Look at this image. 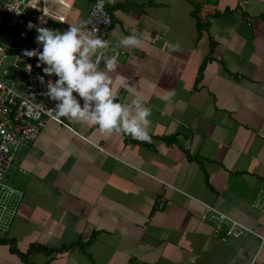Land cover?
Here are the masks:
<instances>
[{"label": "crops", "instance_id": "1", "mask_svg": "<svg viewBox=\"0 0 264 264\" xmlns=\"http://www.w3.org/2000/svg\"><path fill=\"white\" fill-rule=\"evenodd\" d=\"M95 1L38 26L85 24ZM104 2L112 87L122 102L144 97L151 142L49 121L16 161L23 197L0 264H264V0ZM10 31L13 50L42 51L36 28ZM133 31L139 46H117ZM203 204L248 231L223 242Z\"/></svg>", "mask_w": 264, "mask_h": 264}, {"label": "built area", "instance_id": "2", "mask_svg": "<svg viewBox=\"0 0 264 264\" xmlns=\"http://www.w3.org/2000/svg\"><path fill=\"white\" fill-rule=\"evenodd\" d=\"M32 0H0V239H5L16 218L23 191L7 176L16 171V161L40 136L49 121L67 127L62 117L56 119L55 107L47 93V81L35 56L12 49L11 43L2 45L5 32L28 26L29 22L38 26L43 19H55L64 23L74 0H40L38 7H31ZM100 0L91 7L85 21L89 29L107 40L112 27V18L106 10L98 8ZM71 7H67L68 5ZM43 11L49 16L44 15ZM36 27H33L34 29ZM29 48L27 51H31ZM30 68V69H29ZM11 189V191H10ZM164 198L157 202V210H162ZM204 205L201 220L211 224L217 236L224 242L238 238L248 229L210 205Z\"/></svg>", "mask_w": 264, "mask_h": 264}, {"label": "clouds", "instance_id": "3", "mask_svg": "<svg viewBox=\"0 0 264 264\" xmlns=\"http://www.w3.org/2000/svg\"><path fill=\"white\" fill-rule=\"evenodd\" d=\"M103 3L104 0H100L97 7L102 9ZM39 5L40 0H32L31 7ZM43 13L49 16L47 12ZM41 23L45 21L42 19ZM33 27H36V42L42 45V51L37 48L25 54L37 56L40 64L47 65L43 71L58 77L55 83L48 82L46 93L50 99L58 101L54 118L70 117L76 122L96 126L101 133H123L151 142L149 127L152 109L146 106L144 97L138 91L130 102L118 99L109 75L118 65V53L115 50L111 54L105 52L109 42L97 35L96 29H89L82 23H71L67 30L60 31L29 22L28 28ZM140 44L141 37L136 31L117 40V46L125 49ZM168 49L170 54L178 51L179 44L169 43ZM128 87L135 86L128 84ZM175 95V90H168L161 99L170 101ZM0 147L7 150L6 146Z\"/></svg>", "mask_w": 264, "mask_h": 264}, {"label": "rangeland", "instance_id": "4", "mask_svg": "<svg viewBox=\"0 0 264 264\" xmlns=\"http://www.w3.org/2000/svg\"><path fill=\"white\" fill-rule=\"evenodd\" d=\"M10 34H11V31L9 32H5V34H4V36H3V39L1 40V44L2 45H6V43H7V39L9 38V36H10ZM15 171H10V173L8 174V176H7V178L10 180V181H13L14 183L13 184H15V183H17L16 182V175L14 176V173ZM18 185H19V182L17 183ZM16 185V184H15Z\"/></svg>", "mask_w": 264, "mask_h": 264}, {"label": "trees", "instance_id": "5", "mask_svg": "<svg viewBox=\"0 0 264 264\" xmlns=\"http://www.w3.org/2000/svg\"><path fill=\"white\" fill-rule=\"evenodd\" d=\"M32 249H33V247H32Z\"/></svg>", "mask_w": 264, "mask_h": 264}, {"label": "bare ground", "instance_id": "6", "mask_svg": "<svg viewBox=\"0 0 264 264\" xmlns=\"http://www.w3.org/2000/svg\"><path fill=\"white\" fill-rule=\"evenodd\" d=\"M7 45V44H6Z\"/></svg>", "mask_w": 264, "mask_h": 264}]
</instances>
